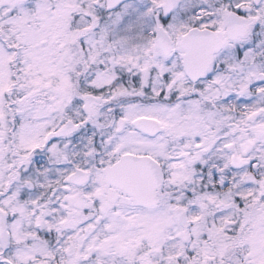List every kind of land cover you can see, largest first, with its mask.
I'll list each match as a JSON object with an SVG mask.
<instances>
[{
  "label": "snow or ice",
  "instance_id": "6c2138e0",
  "mask_svg": "<svg viewBox=\"0 0 264 264\" xmlns=\"http://www.w3.org/2000/svg\"><path fill=\"white\" fill-rule=\"evenodd\" d=\"M0 264H264V0H0Z\"/></svg>",
  "mask_w": 264,
  "mask_h": 264
}]
</instances>
